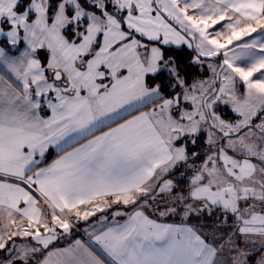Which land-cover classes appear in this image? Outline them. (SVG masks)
I'll return each mask as SVG.
<instances>
[{"label": "snow or ice", "instance_id": "1", "mask_svg": "<svg viewBox=\"0 0 264 264\" xmlns=\"http://www.w3.org/2000/svg\"><path fill=\"white\" fill-rule=\"evenodd\" d=\"M0 264H264V0H0Z\"/></svg>", "mask_w": 264, "mask_h": 264}, {"label": "trees", "instance_id": "2", "mask_svg": "<svg viewBox=\"0 0 264 264\" xmlns=\"http://www.w3.org/2000/svg\"><path fill=\"white\" fill-rule=\"evenodd\" d=\"M171 55L177 57L180 63L184 66L185 71H187L190 76L198 75V70L192 66H190L187 62L191 60L192 56L194 55L191 50L187 49L186 47L180 49H174L170 52Z\"/></svg>", "mask_w": 264, "mask_h": 264}, {"label": "crops", "instance_id": "3", "mask_svg": "<svg viewBox=\"0 0 264 264\" xmlns=\"http://www.w3.org/2000/svg\"><path fill=\"white\" fill-rule=\"evenodd\" d=\"M54 158V157H53Z\"/></svg>", "mask_w": 264, "mask_h": 264}]
</instances>
